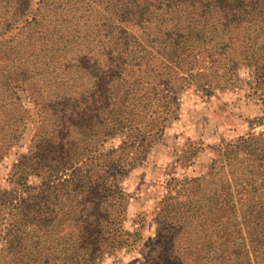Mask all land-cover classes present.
Wrapping results in <instances>:
<instances>
[{
  "label": "trees",
  "instance_id": "16d2710c",
  "mask_svg": "<svg viewBox=\"0 0 264 264\" xmlns=\"http://www.w3.org/2000/svg\"><path fill=\"white\" fill-rule=\"evenodd\" d=\"M239 67L264 81V0H0V161L34 122L12 176L42 179L0 214V264H101L135 248L119 182L161 140L169 88ZM218 151L242 170L210 197L199 178L169 183L147 263L264 264V131Z\"/></svg>",
  "mask_w": 264,
  "mask_h": 264
},
{
  "label": "rangeland",
  "instance_id": "374dc122",
  "mask_svg": "<svg viewBox=\"0 0 264 264\" xmlns=\"http://www.w3.org/2000/svg\"><path fill=\"white\" fill-rule=\"evenodd\" d=\"M215 82L209 86L182 82L175 89L169 88L167 99L171 104L161 140L135 160L119 182L127 195L123 227L129 231L138 227L141 240L135 248L105 257L101 264H157L146 262L148 243L156 230V212L166 186L171 183L170 187L178 188L183 179L199 178L202 182L198 194L210 197L223 182L242 170L240 165L230 164L218 150L239 138L264 131V81L257 78L253 69L239 67L228 73L224 81ZM19 96L22 105L33 114L35 110L27 94L20 92ZM34 128L35 123L31 122L10 153L0 161V202L3 204L0 214L27 196L24 192L27 186H36L42 181L30 176L24 184H17L12 176L13 165L26 153ZM122 140L123 134L111 137L104 149L113 148ZM214 159L218 164L212 170ZM68 174L69 170L61 169L49 180L56 182Z\"/></svg>",
  "mask_w": 264,
  "mask_h": 264
}]
</instances>
